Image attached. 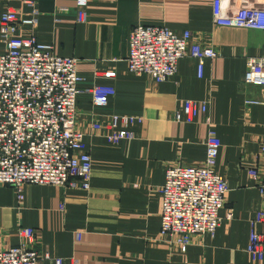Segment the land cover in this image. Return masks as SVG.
<instances>
[{
	"label": "crops",
	"instance_id": "crops-1",
	"mask_svg": "<svg viewBox=\"0 0 264 264\" xmlns=\"http://www.w3.org/2000/svg\"><path fill=\"white\" fill-rule=\"evenodd\" d=\"M219 1L90 0L82 19L74 0H0V20L8 10L25 18L39 11L37 39L51 44L57 56L78 59L83 90L115 89L102 108L87 93L78 97L76 129L93 162L90 190L26 185L16 193L0 186V251L20 245V231L31 228L29 247L50 256L39 264H264L246 251L252 222L264 212L249 175L261 162L264 87L243 82L248 60L264 56V31L217 26L213 9ZM248 3L261 6L264 0H224L223 6L227 12ZM138 25L189 31L191 44L213 48L216 57L206 61L202 78L198 61L189 57L163 83L133 75L127 41ZM186 100L208 102V112L176 122ZM248 100L260 103L247 106ZM113 116L134 122L110 128ZM97 123L103 128L95 129ZM210 129L220 144L217 171L229 187L223 221L214 235H195L182 253L177 237L160 234L161 190L169 167L204 164ZM256 229L264 235V218Z\"/></svg>",
	"mask_w": 264,
	"mask_h": 264
},
{
	"label": "built area",
	"instance_id": "built-area-1",
	"mask_svg": "<svg viewBox=\"0 0 264 264\" xmlns=\"http://www.w3.org/2000/svg\"><path fill=\"white\" fill-rule=\"evenodd\" d=\"M80 18L90 0H74ZM223 1L214 5V23L220 27L264 31V5L243 6L225 12ZM39 11L22 17L6 11L0 20L4 50L0 53V186L21 193L26 185L54 186L64 189L90 190L93 162L84 145V134L76 129L78 97L87 93L95 108H102L115 89L92 85L81 87L85 80L78 74V59L61 57L51 44L41 43L36 36ZM81 19V20H82ZM28 29V35L19 32ZM191 33H177L166 26L138 25L128 35V72L147 76L163 83L177 75L184 58L198 61V76L203 77L205 63L216 57L211 47L191 44ZM245 85L264 87V56L250 58L243 79ZM248 100L247 106L258 105ZM209 103L186 100L176 111V122H192L208 112ZM134 122L133 117L113 116L108 127ZM100 130L101 123L94 125ZM206 160L201 166H171L166 170L161 194V236H175L182 253H186L195 235H214L220 228L229 187L217 171L220 144L213 129L206 141ZM260 165L249 170L257 182L264 201V144ZM229 211L227 220H232ZM264 212L252 222L246 249L255 263L264 260V235L257 232ZM22 242L0 251V264H39L43 259L28 245L35 230L20 231ZM77 241L82 233H75ZM56 264H63L56 259ZM74 264H78L74 261Z\"/></svg>",
	"mask_w": 264,
	"mask_h": 264
}]
</instances>
